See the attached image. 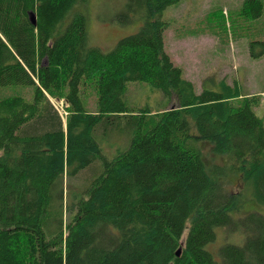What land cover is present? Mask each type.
I'll return each instance as SVG.
<instances>
[{
    "label": "trees",
    "instance_id": "16d2710c",
    "mask_svg": "<svg viewBox=\"0 0 264 264\" xmlns=\"http://www.w3.org/2000/svg\"><path fill=\"white\" fill-rule=\"evenodd\" d=\"M86 1L0 0V264H264L261 98L184 76L163 16L182 0H128L117 20L139 30L109 52L88 43ZM227 16L201 33L264 36V0ZM132 82L178 102L129 104ZM239 223L243 244L215 258L217 230Z\"/></svg>",
    "mask_w": 264,
    "mask_h": 264
},
{
    "label": "rangeland",
    "instance_id": "374dc122",
    "mask_svg": "<svg viewBox=\"0 0 264 264\" xmlns=\"http://www.w3.org/2000/svg\"><path fill=\"white\" fill-rule=\"evenodd\" d=\"M127 2L128 0H87L86 3L75 7V12H81L86 17L90 46L109 52L121 39L139 30L141 22L128 26L121 25L117 20V16L124 11ZM243 2L244 0H182L170 6L163 14L164 19L168 20L171 26L166 32V48L175 64L182 67L184 76L196 84L199 92L204 82L213 86L223 79L230 84L236 83L244 95H258L261 98V104L256 112L258 116L264 118V54L261 55L263 45L255 44L252 48L253 52L251 51L252 41L264 42V36L256 35L238 43L232 36L228 39L224 38L227 40L225 41L223 38H214L213 35L201 33L202 26L208 25L209 16L215 15L218 19L222 16L229 22L228 9L235 11L241 8ZM175 32H182L183 35L177 36ZM126 97L129 104L149 108L153 113L170 110L178 102L175 96L168 101L161 91L140 82L128 84ZM52 101H55L60 112L66 116L65 103ZM92 101L93 98H89V107ZM110 146L114 148L116 143ZM203 148L209 162L212 163L214 160L215 163L223 166L226 164V159L213 155L209 146ZM230 179L233 182L230 188L234 186L236 190L241 188L238 175L231 174ZM255 208L258 207L246 206L247 211ZM241 223L238 226L233 224L232 228L217 230L216 241L209 246L215 258L219 257V249L226 243L225 241L234 243L244 241L246 227Z\"/></svg>",
    "mask_w": 264,
    "mask_h": 264
},
{
    "label": "built area",
    "instance_id": "2783aa9c",
    "mask_svg": "<svg viewBox=\"0 0 264 264\" xmlns=\"http://www.w3.org/2000/svg\"><path fill=\"white\" fill-rule=\"evenodd\" d=\"M54 103V105L56 106V103L55 101H52ZM58 102V101H57ZM57 110L60 112V110L58 109V107L56 106ZM61 113V112H60ZM61 115L64 117V115L61 113ZM66 115H67V112H66Z\"/></svg>",
    "mask_w": 264,
    "mask_h": 264
},
{
    "label": "water",
    "instance_id": "95a60500",
    "mask_svg": "<svg viewBox=\"0 0 264 264\" xmlns=\"http://www.w3.org/2000/svg\"><path fill=\"white\" fill-rule=\"evenodd\" d=\"M178 255H180V251H178V253H177Z\"/></svg>",
    "mask_w": 264,
    "mask_h": 264
}]
</instances>
